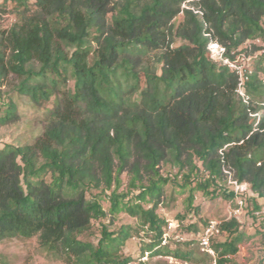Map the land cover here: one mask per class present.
Segmentation results:
<instances>
[{
  "label": "trees",
  "instance_id": "1",
  "mask_svg": "<svg viewBox=\"0 0 264 264\" xmlns=\"http://www.w3.org/2000/svg\"><path fill=\"white\" fill-rule=\"evenodd\" d=\"M8 3L16 22L0 27V86L14 77L15 95L34 107L51 98L53 104L39 134L0 147V241L36 237L64 264H129L122 253L129 229L102 227L95 244L81 239L106 216L105 198L110 215L148 224L152 241L143 253L161 254L166 222L154 206L140 205L159 196L160 164L186 169L185 181L200 167L208 175L196 184L203 192L218 188L228 171L264 200V100L255 102L264 97V81L258 68L246 69L244 103L235 93L237 75L207 51L217 42L234 61L246 41L264 40V0H3L1 6ZM16 117L10 100L0 127ZM123 173L129 190L118 194ZM131 190L139 203L125 200ZM238 227L235 218L222 223L229 240L211 244L215 264L236 254Z\"/></svg>",
  "mask_w": 264,
  "mask_h": 264
},
{
  "label": "rangeland",
  "instance_id": "2",
  "mask_svg": "<svg viewBox=\"0 0 264 264\" xmlns=\"http://www.w3.org/2000/svg\"><path fill=\"white\" fill-rule=\"evenodd\" d=\"M0 0V27L9 28L16 22L13 13V5L1 6ZM181 21L177 17L176 23ZM264 22V20H263ZM240 51V53H238ZM234 60L241 62L245 69H259L258 77L264 81V40L262 38L246 41L236 52L233 53ZM257 62L259 64L257 65ZM14 77H9L4 86H0V115L4 113L6 104L13 101L16 104V121L0 127V147L4 144H18L31 139L39 134L45 126L42 120L43 112L50 109L53 98L48 102H42L34 107L28 98L15 95L11 84L15 83ZM68 89L72 88L69 82ZM264 97L260 100L263 101ZM35 108V109H34ZM199 167V166H198ZM197 176L184 180L186 169L179 171L176 167L166 164L157 166V173L163 181L158 198H151V202H140L144 209L153 206L154 213L166 222L163 226V241L161 247L163 253L151 256L143 253L152 241V233L148 231V224L142 225L137 217H131L126 213L116 215L109 214L110 203L102 198L100 204L106 216L98 221L92 222L89 232L81 236L86 242L96 243L100 238L101 228L109 232L117 231L119 228H127L131 237L125 242L122 253L130 258L129 264H215L214 254L205 255L198 244L201 230L209 220L225 221L229 208H234L236 199L230 200L224 197L223 191L229 192L228 180L232 175L224 171L220 181L209 185L205 192L196 188L197 183H205L208 178L207 172L200 167ZM121 185L117 193H127L129 190V176L123 173L120 176ZM143 185H147L143 181ZM191 189V190H190ZM215 193L212 195L213 190ZM137 190H131L125 200L134 198ZM107 192L106 195H108ZM242 215L237 219L238 231L242 234L241 241L237 244L235 255L229 256L226 264H264V200L260 199L250 190L243 198ZM136 201L135 199H131ZM229 238L225 233H220L211 240V244L223 243ZM189 245H186L190 243ZM191 252L189 260L175 258L173 252ZM211 250V249H210ZM0 260L9 264H64L57 256L41 248L36 237L11 238L0 241Z\"/></svg>",
  "mask_w": 264,
  "mask_h": 264
},
{
  "label": "built area",
  "instance_id": "3",
  "mask_svg": "<svg viewBox=\"0 0 264 264\" xmlns=\"http://www.w3.org/2000/svg\"><path fill=\"white\" fill-rule=\"evenodd\" d=\"M209 59L219 65L227 66L238 77L237 88L235 93L244 103L249 101L248 95L244 91V83L246 80L245 73L250 74V71H246L241 62L236 60L231 61L225 56V49L217 42H210L207 46ZM228 187L230 192L235 194L236 203L234 208H229L227 211V218L225 221L235 218L238 219L242 215L243 200L240 196L245 195L249 191V186L246 183H238L231 177L228 180ZM224 221L209 220L205 227L201 230L198 237V244L202 251L211 253L210 246L211 240L220 234V227Z\"/></svg>",
  "mask_w": 264,
  "mask_h": 264
}]
</instances>
